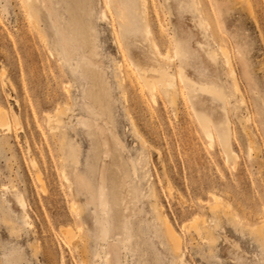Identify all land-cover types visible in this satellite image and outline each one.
<instances>
[{"label":"rangeland","instance_id":"374dc122","mask_svg":"<svg viewBox=\"0 0 264 264\" xmlns=\"http://www.w3.org/2000/svg\"><path fill=\"white\" fill-rule=\"evenodd\" d=\"M36 10L0 0V118L9 123L0 126V264H105V251L112 264H264L251 233L264 216V0H148L146 14L142 0H40ZM74 17L83 37L72 34ZM145 24L149 57H136L173 75L174 101L161 87L154 101L126 51L122 32L140 40ZM199 24L210 25L205 35ZM180 36L190 55L175 53ZM214 82L222 99L200 91ZM197 98L217 109L210 118L230 120L234 154L207 133ZM65 105L54 134L49 117ZM212 190L239 223L215 227L203 202ZM156 203L184 238L183 261ZM196 217L212 227V245Z\"/></svg>","mask_w":264,"mask_h":264},{"label":"bare ground","instance_id":"6f19581e","mask_svg":"<svg viewBox=\"0 0 264 264\" xmlns=\"http://www.w3.org/2000/svg\"><path fill=\"white\" fill-rule=\"evenodd\" d=\"M39 1L40 0H24L25 5L27 6V9L30 10L32 15L38 14L37 12V7L39 6ZM145 6V14H146V9H147V3L148 0H142ZM75 18V19H74ZM71 24V30L73 36H80L83 37V34L86 33L85 27L80 23L79 19L74 17ZM102 18L108 20V14L104 12L102 14ZM201 31L203 34H206V30L208 27H210L209 24H207L208 27H205L202 24H199ZM142 37L139 40V34H136L135 31H126L124 30L122 32V36H124V42H125V47L127 53L133 58L136 57L138 54H135L138 52V50H143V55H145L147 58L149 57V53L146 52L145 49H143V46L145 48H148V41L149 37L152 34L151 29L149 28V25L145 24L144 28L141 30ZM182 39L180 44L177 45L175 49V53L179 55V53L182 51L184 54H186L189 51L188 48V42L187 40L184 41V36H180ZM118 42V40H117ZM152 45L153 48L156 50V52L161 56L162 59L166 60L167 62L170 63L171 61V53L168 50L167 52L163 53L160 50L159 45L152 40ZM221 51L226 57V61L228 66L231 69V74L234 77L235 84L237 85V81L235 78V72L234 69L232 68V61L229 56V53L227 49L224 46H221ZM207 58L211 61L212 64L218 65V57L216 53H207ZM190 55V54H186ZM146 57H144L146 59ZM137 59V57H136ZM147 60V59H146ZM137 65L138 68L141 72V75L143 77V80L148 87V89L151 91L152 97L155 101L156 93H157V88L161 87V89L164 91L165 94H167L173 101L176 98L177 90H176V84L173 75L167 70V69H160L157 65L156 62H153L151 64L150 62L145 61V68L141 67L140 62L137 59ZM119 68H122V64L119 65ZM123 74V73H122ZM180 78L183 82L186 81L187 75L184 73L183 69L180 70ZM125 80L124 75H122V81ZM193 84H195L194 80H191ZM217 82H214L213 85H201L200 86V91L204 94L205 92H208L215 96L216 98H223V89L221 86H216L215 84ZM194 107L196 112L200 113V118L201 121L204 125V128L206 129L207 133L209 136L213 138H218V140L225 146L227 150L230 151V154H234V151L232 150V128H231V123L228 118H217L216 115L212 119L209 117L208 112L210 110H216L215 108L210 107H205V103L199 100L198 98L195 99L194 101ZM70 111L69 105H65L64 107H59L57 108L55 114L53 116L49 117L50 121V128L51 131L55 134L62 128V123L64 121V117L68 115V112ZM2 115V113H0ZM5 117V116H4ZM3 118V117H2ZM0 126L2 127H9V123L7 118H0ZM212 138V139H213ZM65 137H62V146L65 145L64 142ZM69 157L74 158V152L73 149H70L69 151ZM68 173V172H66ZM67 176V174H66ZM68 177V176H67ZM210 198L205 202L207 205L208 209L211 211L213 215H215L218 219V224L215 225V227H218L219 224H221L222 220L224 217H227V219L235 225L236 223H239L240 221V214L236 211L235 207L233 204L227 200L222 194H220L216 190L210 191L209 194ZM104 206H105V201H104ZM160 205L158 203L154 204V210L157 213V218L161 222V224L165 227V235L166 238L170 244V247L172 251L177 253L181 257V261H183L184 257V249H183V243H184V238L182 234L179 232L177 227L173 224V222L170 220L169 216L166 214L165 211L161 210ZM73 209L79 213V208L76 205V203H73ZM106 213V212H105ZM27 218L29 220L30 217L27 214ZM259 222L252 226L251 233L255 235V238L262 243L264 247V216L259 218ZM201 220V221H200ZM194 228L196 231V234L201 237L205 238L207 242L212 245L216 241V235L214 234L213 230L211 229L212 227H209L207 225V220L206 219H199V217H196L194 220ZM31 222V221H30ZM29 223V222H28ZM32 224V223H30ZM238 225V224H237ZM240 225V224H239ZM106 230V229H105ZM71 228H67L63 230L64 235L66 236H71L72 235ZM103 239H107L106 232L104 233ZM71 240V239H70ZM103 261L105 264H112L111 256L109 255L108 252H104L103 256Z\"/></svg>","mask_w":264,"mask_h":264}]
</instances>
